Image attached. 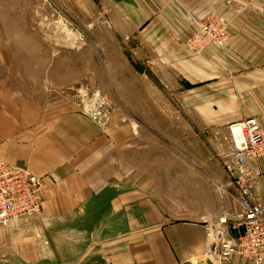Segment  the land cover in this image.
<instances>
[{
  "label": "crops",
  "instance_id": "0c3cea01",
  "mask_svg": "<svg viewBox=\"0 0 264 264\" xmlns=\"http://www.w3.org/2000/svg\"><path fill=\"white\" fill-rule=\"evenodd\" d=\"M84 1L180 78L182 141L190 131L210 165L157 171L134 124L62 112L45 72H0V159L45 183L41 213L0 227V264H203L212 257L208 227L239 212L224 167L234 151L230 126L256 118L264 130V0ZM210 14L226 19L229 38L191 53L193 18ZM250 170L253 198L263 200L264 156L250 159Z\"/></svg>",
  "mask_w": 264,
  "mask_h": 264
},
{
  "label": "rangeland",
  "instance_id": "374dc122",
  "mask_svg": "<svg viewBox=\"0 0 264 264\" xmlns=\"http://www.w3.org/2000/svg\"><path fill=\"white\" fill-rule=\"evenodd\" d=\"M196 31L185 41L194 54L202 52L190 41ZM149 57L147 47L116 36L94 2L0 0V72H45L46 91L62 112L78 109L103 122L134 124L136 144L157 171L174 165L176 176L181 164L203 159L210 165L211 158L196 156L190 131L182 141L180 78ZM186 148L194 156L187 157Z\"/></svg>",
  "mask_w": 264,
  "mask_h": 264
},
{
  "label": "built area",
  "instance_id": "2783aa9c",
  "mask_svg": "<svg viewBox=\"0 0 264 264\" xmlns=\"http://www.w3.org/2000/svg\"><path fill=\"white\" fill-rule=\"evenodd\" d=\"M228 38V23L218 15L198 22L190 41L196 43L197 50L203 51L212 43L226 44ZM230 132L234 151L232 161L224 167L235 187L239 212L220 217L214 226L208 227L213 242L209 258L215 264H233L236 256L249 264H264V199L253 198L250 170V159L264 156V130L256 118H249L231 125ZM44 196L45 183L41 177L25 166L0 159V227H9L16 219L41 213ZM213 228H216L215 235ZM230 229L239 230L237 237L227 236Z\"/></svg>",
  "mask_w": 264,
  "mask_h": 264
},
{
  "label": "water",
  "instance_id": "95a60500",
  "mask_svg": "<svg viewBox=\"0 0 264 264\" xmlns=\"http://www.w3.org/2000/svg\"><path fill=\"white\" fill-rule=\"evenodd\" d=\"M215 233H216V228H213L212 234L215 235ZM203 264H215V263H214V261L211 258H206L203 261Z\"/></svg>",
  "mask_w": 264,
  "mask_h": 264
}]
</instances>
